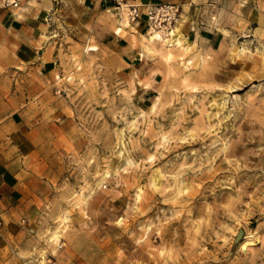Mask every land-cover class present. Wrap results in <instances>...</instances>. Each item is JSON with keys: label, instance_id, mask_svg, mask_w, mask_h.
<instances>
[{"label": "rangeland", "instance_id": "1", "mask_svg": "<svg viewBox=\"0 0 264 264\" xmlns=\"http://www.w3.org/2000/svg\"><path fill=\"white\" fill-rule=\"evenodd\" d=\"M51 1L32 62L0 27V130L19 111L42 127L0 264H264V0L204 13L210 41L169 60L126 4L84 23Z\"/></svg>", "mask_w": 264, "mask_h": 264}, {"label": "crops", "instance_id": "2", "mask_svg": "<svg viewBox=\"0 0 264 264\" xmlns=\"http://www.w3.org/2000/svg\"><path fill=\"white\" fill-rule=\"evenodd\" d=\"M237 2L241 0H122V3L127 6H139L140 10L150 4H178L181 18L176 29L188 45L201 40L210 41L209 38L200 34L199 37L196 36L198 30L203 29L197 26L198 22H203L204 13H211L225 5ZM239 4L242 7L246 2ZM53 7L51 0H37L34 5L21 10L24 19H17L20 18L14 13L17 10H9L13 16H16V19L12 21L5 16V13L0 14V27L3 30L7 29L10 36L7 44L14 45L10 59L12 63H29L37 58L40 49L37 35L44 29V15L53 10ZM114 8V0H80L76 4L75 11L79 14L80 22L92 23L99 15L114 11ZM140 21L145 22L143 18ZM142 25L145 24L142 23ZM216 39L212 37L211 40L215 42ZM118 41L119 38L113 36L111 44ZM25 115V111L22 113L19 111L6 118L2 122L3 130L7 127L9 131L0 130V212L4 227L5 222L16 221L22 217L19 207L29 196L27 183L29 177L31 178V171L26 166V161L31 155V139L33 136H39L42 131L40 125L34 126L32 123H27Z\"/></svg>", "mask_w": 264, "mask_h": 264}, {"label": "built area", "instance_id": "3", "mask_svg": "<svg viewBox=\"0 0 264 264\" xmlns=\"http://www.w3.org/2000/svg\"><path fill=\"white\" fill-rule=\"evenodd\" d=\"M117 8H121L122 0H114ZM20 0H0V7L15 10L19 8ZM127 21L138 24L143 18L148 29L163 31L165 33L174 29L180 21L181 10L178 4L158 3L142 7L137 5L126 6ZM3 220L0 212V227Z\"/></svg>", "mask_w": 264, "mask_h": 264}, {"label": "bare ground", "instance_id": "4", "mask_svg": "<svg viewBox=\"0 0 264 264\" xmlns=\"http://www.w3.org/2000/svg\"><path fill=\"white\" fill-rule=\"evenodd\" d=\"M127 5H122L123 9H122V16H123V20L124 22L123 23H127V21L125 20V12L123 11L124 8H126ZM120 29L117 28L116 31L118 32ZM174 29H172L170 32L168 33H165L163 31H157V30H150L149 32V36L147 38V41L152 44V45H155V44H162V45H165L167 47V51L164 53V59L166 60H169L171 57H172V52L170 51L172 47H179L180 46V41H181V35L178 33V31H175V36L174 38H168L166 39L165 37L166 36H170V33H172ZM90 50L94 49V48H89ZM183 49L186 50V47H183ZM110 176V174H108L107 171L104 172V178H108ZM59 238V234L55 231L52 233V235L49 237V240L50 241H54L56 242ZM246 245L248 244H243V248L245 246L246 248Z\"/></svg>", "mask_w": 264, "mask_h": 264}]
</instances>
